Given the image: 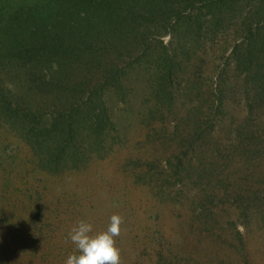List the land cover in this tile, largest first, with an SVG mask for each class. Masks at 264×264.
<instances>
[{
	"label": "rangeland",
	"instance_id": "374dc122",
	"mask_svg": "<svg viewBox=\"0 0 264 264\" xmlns=\"http://www.w3.org/2000/svg\"><path fill=\"white\" fill-rule=\"evenodd\" d=\"M262 11L0 0V264H65L71 229L103 231L113 215L120 264H264V92L258 60L242 57L261 43ZM61 35L75 54L45 47ZM55 65L84 96L104 83L106 123L84 122L90 103L71 113ZM110 70L117 85L102 81Z\"/></svg>",
	"mask_w": 264,
	"mask_h": 264
},
{
	"label": "trees",
	"instance_id": "16d2710c",
	"mask_svg": "<svg viewBox=\"0 0 264 264\" xmlns=\"http://www.w3.org/2000/svg\"><path fill=\"white\" fill-rule=\"evenodd\" d=\"M260 14H262L263 18H264V11H262ZM93 29V27H90V31ZM250 29V32L252 31L251 28ZM90 33V32H89ZM88 33V34H89ZM252 33V32H251ZM91 33L89 34L88 38L90 37ZM256 39L255 40H259V42L261 41L260 45H256L257 47L256 48H253L251 50H249V48H245L244 49V54L242 55V57L246 58L248 55H253V58L258 60V74L256 75V78H258V80H260L262 82V85H263V92H264V19H263V23H262V26L260 28H258L256 30ZM61 37V38H59ZM93 37H91L89 40H91ZM252 38H253V35H252ZM58 39L60 40L59 42H54V41H51V43L48 45H45V47L47 46H50L51 47V51L52 53L54 54H57L56 53V50H58L60 53L62 50L63 52H65L66 54H75V53H72L71 49L72 47L71 46H67V47H64V41H65V38L61 36H58ZM50 39H48L49 41ZM69 41H72V37H70ZM46 43V42H45ZM97 43H100L99 41L97 40H94V41H86V45L88 44H91V51L88 52L89 55V60H88V63L90 65H94V64H97L99 65V62L97 61L96 58L99 59V57H102L103 53L101 54V56L97 55L98 54V48L96 47V44ZM63 47L61 49H57V47ZM54 48V49H52ZM253 52V53H252ZM87 53V52H86ZM255 53V55H254ZM236 59L238 60L239 62V59L238 57H236ZM56 66V70L54 72V79L53 81H49V84L52 85L53 83H56L55 86L56 87H59L61 84L63 83H66L67 85H71L70 82H72V87L73 88V92H67L66 95H65V99L72 105L70 109L71 113L72 112H79V113H82L83 112L81 111V108H83L85 106V104L87 105L88 103L91 104V112H89V114L86 113V115L84 116L85 117V120L84 122L86 123H90L92 122L93 120V124L92 126H94V122H95V119H99L102 118L105 120V123H106V119H105V114H104V111L101 109V102H100V92L103 91V84L100 83V85H96L90 93H88L87 96H84L83 94H85L84 92V86H85V82L84 81H79L76 83V81H72V80H68L66 79L65 75L61 72L60 70V67L58 65H55ZM109 73L112 74V78L111 79H102V81L105 82V84L107 85L108 83H112V82H115L114 84L117 85V83L119 82V79H120V74H119V71L118 70H110ZM62 80H65V81H62ZM66 81H69V83H67ZM88 82V80H87ZM108 82V83H107ZM67 86V87H69ZM8 93V92H6ZM3 95V93L0 92V95ZM9 94V93H8ZM90 95V96H89ZM80 100L81 102V106L80 107H76L78 102H77V98ZM89 97V98H88ZM82 98H86V102L83 101ZM88 98V99H87ZM91 98H92V102H91ZM8 105L11 107L8 109V112L11 113L12 111V108H15L13 105L9 104ZM99 115H97V114ZM71 116V115H70ZM62 147V146H61ZM72 156V155H71ZM73 157V156H72Z\"/></svg>",
	"mask_w": 264,
	"mask_h": 264
},
{
	"label": "clouds",
	"instance_id": "9594fccd",
	"mask_svg": "<svg viewBox=\"0 0 264 264\" xmlns=\"http://www.w3.org/2000/svg\"><path fill=\"white\" fill-rule=\"evenodd\" d=\"M121 224L122 218L113 215L106 229L93 233L91 223L78 222L68 233L75 252L66 258L65 264H120L116 237L120 234Z\"/></svg>",
	"mask_w": 264,
	"mask_h": 264
}]
</instances>
